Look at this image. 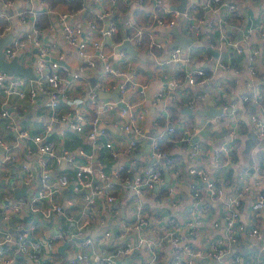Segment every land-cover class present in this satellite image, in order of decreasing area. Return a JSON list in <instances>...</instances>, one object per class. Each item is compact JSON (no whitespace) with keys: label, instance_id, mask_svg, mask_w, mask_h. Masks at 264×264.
I'll use <instances>...</instances> for the list:
<instances>
[{"label":"built area","instance_id":"1","mask_svg":"<svg viewBox=\"0 0 264 264\" xmlns=\"http://www.w3.org/2000/svg\"><path fill=\"white\" fill-rule=\"evenodd\" d=\"M34 2L44 5L48 14L55 15L66 44L74 49L79 59L85 61L73 69L75 72L70 73L67 67L60 65L61 55L51 58L52 45L42 40ZM153 2L159 14L160 10L163 13L156 18L159 27L170 29L178 18H183L186 20V30L193 36L201 35L208 41L217 37V43L212 44L217 46L218 51V56L213 58V66L216 70L233 75V80L225 82V87L220 86L219 98L216 96L223 101L219 119L225 114L234 113V117L238 114L224 135L223 142L205 148L200 141H196L194 130L185 132L180 139L179 143L189 145L188 163L183 174V178L187 177L190 182L186 195L177 190L174 182L163 181V174L167 173L173 181L178 182L181 173L176 167L174 156L162 149L159 143L163 136L169 135L170 140L176 128H182L181 117L173 116L171 111L166 110V125L148 137L147 164L132 160L131 164L126 165L120 160V149L106 139V130L101 126L102 117L119 109L124 120L123 131H133L135 134L128 140L123 153L134 158L136 137L140 136L137 122L143 118V113L131 111L132 105L123 99L129 90L134 89L132 81L125 80L118 84V101H100L97 92L102 80L99 78L84 96L85 108L63 113L57 111L59 102L66 98L68 85L80 79L87 68H94V60L101 64L102 74H114L104 44L91 38L94 24L89 23L88 28H84L76 23L84 6L55 12L44 0H28L27 9L7 14L6 10L12 8L13 0H0V20L5 21L0 28V37L11 33L9 21L16 20L22 27H27L26 31L18 35L12 32L14 35L3 50L5 60L10 61L14 57L19 60L20 55L21 60L26 62L29 56L24 51L30 45L35 49L32 66L36 76L35 80H30L19 75L8 77L0 72V117L7 119L8 126L12 128L9 110L19 116L23 109L22 105L12 106L10 98L33 103L38 91H43L47 94L53 118L66 124L61 134L71 129L88 140L92 147L90 153L81 148L57 152L49 139L50 125H44L38 134L21 131L12 143L0 137V147L4 151L0 169L14 165L17 159L15 152L23 142H26V154L34 157V164L38 167L39 175L35 177L27 164L20 163L26 172L24 184L34 189L30 197L15 199L7 205L10 199L0 191V245H8L10 250H16L21 264H63L55 259V253L51 250L62 242L74 244L77 239L82 240L80 250L66 264H264V166L253 164L242 167L235 160L234 146L241 137L237 124L242 122L249 126V133L256 143L264 145V21L254 27L245 26L241 39L236 40L228 36L225 30L227 18L237 22L240 20V13L234 3L204 0L199 9L190 6L181 13L176 9H162L161 0ZM198 10L210 12L217 20L197 16ZM97 18L102 20L104 15ZM126 26L132 29L130 39L136 45H141L140 31L129 23ZM53 29L54 25L49 24L48 30ZM101 33L112 36L116 33V27L110 24L106 31L101 29ZM255 42L259 44L255 45ZM88 47H91L92 52L88 51ZM225 48H231L237 55L243 56L241 68L226 63L220 57ZM198 60V56L189 55L180 47L171 49L167 60L179 67L185 82L195 92L194 89L214 76L212 69L199 67ZM232 81L243 90L236 104L233 103L234 99L226 95L227 84ZM175 83L178 86L177 80ZM144 88L145 85H140L139 93H143ZM164 94V90L160 89L154 96L155 100ZM226 101L227 105H224ZM249 102L256 109L253 113L244 107V103ZM119 103L123 106L120 107ZM188 103L190 105L191 101ZM99 150L105 152L109 161L108 165L104 163L96 171L90 160ZM205 153H208L212 169L225 171L230 177L219 181L208 169L199 166L196 159ZM61 166L63 169L59 168ZM68 185L75 192L82 193L83 203L78 210H75V202L71 200L65 203L57 201ZM119 197L127 205L125 219H121L124 221L120 225L117 221L113 222L117 211L112 207ZM183 201H188L189 206L186 210L176 212ZM154 202L171 207V215L148 216ZM21 210H27L29 217L35 214H42L46 218L55 215L60 221L72 223L75 231L46 238L45 244L50 252L43 257L44 246L30 239L22 229L24 225L17 218ZM106 213L112 215H107L105 221L102 216ZM148 221L151 222L149 226ZM89 229L101 230L99 244H109L110 248L96 249ZM14 257L1 258L2 264H14Z\"/></svg>","mask_w":264,"mask_h":264},{"label":"crops","instance_id":"2","mask_svg":"<svg viewBox=\"0 0 264 264\" xmlns=\"http://www.w3.org/2000/svg\"><path fill=\"white\" fill-rule=\"evenodd\" d=\"M79 1L80 8L84 6V9L78 14L76 23L84 28H88L89 23L94 24V28L91 29V38L93 40L100 41L104 44L105 50L111 59V67L114 74H102V67L99 62L95 61L94 68H87L81 75L80 79L72 81L71 85H68L66 91V98L61 100L57 106L59 113L74 111L78 108H85L84 96L87 91L101 78V87L98 89V98L100 101H116L119 100L118 84L130 80L134 83V89L129 90L123 97L124 101L132 105L131 111L137 113H143V118L138 120L137 126L140 130V136L136 137L137 148L134 152V158H131L123 153V150L128 145V140L135 137L133 131L125 133L122 129L123 119L120 116L119 109H115L106 113L102 117L101 126L106 130V139L111 141L117 148L120 149V160L124 163L131 164L134 162L147 164L149 161L147 147L149 144V135L152 136L156 130L160 127L156 125V120L160 117H165L166 110L171 105L179 100H184V106L179 110L177 116L182 118V129L184 132L194 130L196 132L195 139L200 141L205 148H209L214 145L221 144L224 140V135L235 120L234 113L225 114L224 117L219 119L221 113L222 103L216 98L220 86L225 87V82L233 80V75L225 73V71L216 70L213 66V55L209 53L208 48L217 51L216 44L217 37H212V41H208L205 37L193 36L185 28L186 20L178 18L175 26L180 34L186 35L193 42L184 51L189 55L198 56L199 67L204 69H212L214 76L207 82L199 85L198 89L193 91L189 85L185 82L183 75L179 72V67L173 63L167 62L171 47L174 40V36L170 33L169 29H164L156 24V18L163 14L155 6L153 0H73ZM185 10L194 6L199 9L204 0H186ZM230 3H234L236 10L240 13L239 22L233 19L227 18V24L225 26L226 34L232 38L238 40V33L242 32L245 26L254 27L255 25L264 21V0H225ZM66 2H68L66 0ZM70 2V1H69ZM182 0H161V8L167 11L176 9L181 5ZM28 0H13L12 8L6 10L7 14H12L15 10L27 9ZM38 13V26L42 33V40L52 45L51 58L55 59L61 55L60 65L67 67L70 73L75 72L73 69H77L85 61L79 59L73 48L69 47L60 30V26L55 21L54 14H48L44 5L34 2ZM52 6V5H51ZM55 12H63L68 10V4H55L52 6ZM184 10V11H185ZM104 15L102 20L97 17ZM197 16H205L210 20L216 21L214 17L208 11H200L196 13ZM126 23L136 27L141 33L142 44L136 45L131 39L132 29L126 26ZM53 24L54 29L48 30V25ZM113 24L116 27V33L109 36L112 39V44L109 45L105 41V35L101 33V29ZM10 32H14L18 35L21 32L26 31L27 27H22L16 20L9 21ZM124 36L129 41L134 43V49L137 51L136 55L130 54L124 50L115 52L114 48L120 45L124 41ZM253 36V35H252ZM255 42V45H258ZM88 51L92 52L91 47H88ZM25 54H28L29 58L25 62L21 60L19 55V63H22L26 67L33 64V54L35 49L30 45L25 48ZM218 52V51H217ZM121 53H124L121 55ZM220 57L228 64L242 67L243 56L237 55L231 48H225L221 51ZM178 75L182 76V79H178ZM178 81V86L175 83ZM140 85H145L144 92L139 93ZM227 97L234 99L233 103H239V100L243 94V90L239 85H236L233 81L227 84ZM160 89L164 90V96L155 100L154 96ZM198 95V96H197ZM172 96L174 98H172ZM219 98V97H218ZM191 101L190 105L188 101ZM10 104L12 106L22 105V114L15 115L11 113L12 128L8 126L9 121L0 117V137L8 143L14 142L18 137L19 132L28 131L31 134H38L42 131L44 125H50L51 132L49 133V139L54 143L55 150L59 152L61 149L75 150L78 148L83 149L86 153L92 151L91 143L83 139V137L71 129H67L64 134L61 131L65 129L66 124L58 122L53 118L52 110L49 107V101L47 94L43 91H38L36 99L33 103L21 100L16 97L10 98ZM224 105H227V101ZM219 108L220 113L215 116L205 115L207 109ZM88 111V109H86ZM256 111V109H255ZM91 113V109L89 110ZM56 114V111H55ZM57 115V114H56ZM243 123V122H242ZM239 125L240 138L237 140L235 146V160L242 167L263 165L264 166V145L256 143L253 135H251L249 126L246 124ZM77 139V140H75ZM74 142L78 145L71 148ZM184 145V146H183ZM177 151L178 159L176 160V167L180 171L178 178L179 181L175 182L167 174H163V181L165 183L174 182L177 190L181 194L186 195L189 190V179L184 176L185 168L188 163V150L189 145L183 143ZM87 148V149H85ZM16 161L14 162V177L12 178V169L10 166H5L0 169V191L4 195H8L10 202L7 205L13 203L15 199L30 197L34 189L24 184L26 178V172L21 168L20 163L27 164L29 170L35 177L38 174V167L34 164V157L26 154V142H23L17 149ZM4 157V151L0 147V160ZM86 162L88 160H85ZM109 159L106 158L105 152L99 150L93 154V159L90 160L91 166L98 171L99 167L107 163ZM196 163L208 169L212 176L218 178L219 181L223 178L230 177L229 173L225 171H215L210 165V158L208 153L200 155L196 159ZM63 169V166L59 167ZM58 169V168H57ZM59 169V170H60ZM62 171V170H60ZM52 176H54L52 174ZM13 179V180H12ZM156 194V191L154 192ZM66 200L75 202V210L81 207L82 193L75 192L71 185L64 190L57 198V201L65 203ZM120 197L116 203H113L112 207L117 211L114 223L116 221L120 223L125 219L124 212L127 208L126 201H122ZM188 201H183L178 205L175 210L183 211L189 206ZM218 208L217 205H214ZM216 207H214L216 209ZM131 209V207L129 208ZM173 209L163 203L152 204L148 211V216L159 217L158 215L170 216ZM109 213L104 214L102 217L106 221ZM15 217V216H14ZM17 218L21 220L23 231H26L33 241L40 242L42 248L43 257L47 256L50 252L48 245L45 244V239L50 236L61 234H68L75 231V227L72 223L60 221L59 217L55 215L51 217H44L42 214H35L33 217L27 215V210H21L17 215ZM151 222L148 221V226ZM91 231L89 229L88 233ZM101 230H92L91 235L96 245V249H109V244H99L101 238ZM133 236V233L131 234ZM129 235V236H131ZM65 242L55 245L53 249L55 253V259L66 264L68 260L80 250L82 240L77 239L74 244H69L60 252V247ZM14 257V264H21V258L17 256L16 250L8 248V245H0V264H2L1 258Z\"/></svg>","mask_w":264,"mask_h":264},{"label":"water","instance_id":"3","mask_svg":"<svg viewBox=\"0 0 264 264\" xmlns=\"http://www.w3.org/2000/svg\"><path fill=\"white\" fill-rule=\"evenodd\" d=\"M186 0H182L181 5L176 7V10H178L179 12H184L185 10V5H186ZM108 29V26H106L104 28V31H106ZM170 33H172V35L174 36V40L172 42V44L170 45V47L173 49L175 47H180L183 51L192 44V40L189 39L186 35L180 34L178 29L176 27L174 28H170L169 29ZM14 33H8L2 37H0V72L5 73L8 77H12L14 75H19L25 78H28L30 80H35L36 76H35V72L33 69V66H24L21 63H19L18 57H14L13 59H11L10 61H6L5 60V55H4V47L11 41L12 37H13ZM239 39H241L242 36V32L238 33ZM105 41L107 44L109 45H113L112 44V39H110L109 36L106 35L105 37ZM126 51L130 54L136 55L137 51L134 49V43L132 41H129L126 36H124V41L120 44L117 45L116 48H114L115 52H120V51ZM209 53H211L213 55V57H217L218 56V52L211 50L210 48H208ZM118 101V99L116 100ZM119 106L122 107L123 104L119 103ZM11 113V109L9 110ZM195 140V139H194ZM193 140V141H194ZM149 144H150V138H149ZM148 144V147H149ZM147 147V149H148ZM12 167V178L14 177V171H13V166ZM13 180V179H12ZM68 245L67 242H65L59 249L60 252H63V250L66 248V246ZM119 263V262H117Z\"/></svg>","mask_w":264,"mask_h":264},{"label":"trees","instance_id":"4","mask_svg":"<svg viewBox=\"0 0 264 264\" xmlns=\"http://www.w3.org/2000/svg\"><path fill=\"white\" fill-rule=\"evenodd\" d=\"M46 2H48L50 5L54 6L55 4H68V7L69 8H77L80 6V2L79 1H74L71 0L70 2H66V0H44ZM5 24V21L3 20H0V28L3 27ZM178 79H182V76L181 75H178ZM184 106V100L181 99L179 100L178 102H175V106L174 104L171 105L169 107V111L172 112V115L173 116H177L179 114V110ZM244 107H248L250 112L253 113L255 112V108H254V105L252 103H244ZM242 124H245V123H242ZM156 125L160 128H163L166 123H165V117H160L156 120ZM184 129L180 128V127H177L175 132L173 134H171V139L169 140V135L168 137L166 136H163V138L161 139V141L159 142L160 143V146L162 149L164 150H167L169 151L175 158V160L178 159V156H177V151L179 150V147L181 145H183V143H179L180 142V139L182 138V136L184 135ZM77 140V139H75ZM236 144V142H235ZM78 145L77 142H74L73 145L71 146V148H74V146ZM184 146V145H183ZM87 149V148H85ZM108 165V163L106 164Z\"/></svg>","mask_w":264,"mask_h":264},{"label":"rangeland","instance_id":"5","mask_svg":"<svg viewBox=\"0 0 264 264\" xmlns=\"http://www.w3.org/2000/svg\"><path fill=\"white\" fill-rule=\"evenodd\" d=\"M205 115H209V116H215L218 115L220 113V109L219 108H211V109H207Z\"/></svg>","mask_w":264,"mask_h":264}]
</instances>
